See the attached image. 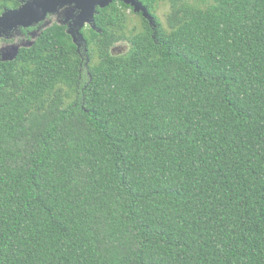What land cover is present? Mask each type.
I'll list each match as a JSON object with an SVG mask.
<instances>
[{
	"label": "trees",
	"instance_id": "16d2710c",
	"mask_svg": "<svg viewBox=\"0 0 264 264\" xmlns=\"http://www.w3.org/2000/svg\"><path fill=\"white\" fill-rule=\"evenodd\" d=\"M139 2L0 59V264H264V0Z\"/></svg>",
	"mask_w": 264,
	"mask_h": 264
},
{
	"label": "water",
	"instance_id": "95a60500",
	"mask_svg": "<svg viewBox=\"0 0 264 264\" xmlns=\"http://www.w3.org/2000/svg\"><path fill=\"white\" fill-rule=\"evenodd\" d=\"M21 1V6L16 10H6L0 16V39L11 38L15 31L20 29L34 28L48 20L52 15L67 10L68 17L64 25H68V33L73 37L74 42L81 47L84 41L81 30L87 25H94V18L97 9H105L114 2H122L134 8L136 13H142L152 25L154 21L148 14L146 7L139 0H28ZM63 25V24H61ZM37 38V37H36ZM32 45V44H31ZM20 49V48H19ZM19 50L9 56L3 57L2 61L13 60Z\"/></svg>",
	"mask_w": 264,
	"mask_h": 264
},
{
	"label": "rangeland",
	"instance_id": "374dc122",
	"mask_svg": "<svg viewBox=\"0 0 264 264\" xmlns=\"http://www.w3.org/2000/svg\"><path fill=\"white\" fill-rule=\"evenodd\" d=\"M157 14L161 20V22H165V16L169 12V6L165 3H161L158 6ZM68 17L67 10H62L60 13L56 15H52L48 18V20L38 26L35 27L34 31L28 32L27 34L22 33L21 29L14 32L13 36L9 39L3 38L0 39V59L5 56L12 55L15 50H19L22 47H30L33 41L40 35L42 30L51 26L52 24H64L66 23V19ZM133 19L137 22V26L140 27L138 19L133 17ZM68 25L70 22L67 23Z\"/></svg>",
	"mask_w": 264,
	"mask_h": 264
}]
</instances>
